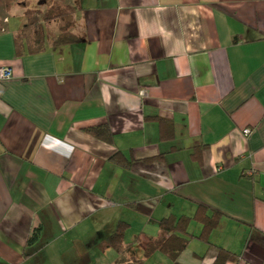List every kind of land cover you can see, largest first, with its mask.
Wrapping results in <instances>:
<instances>
[{"label": "crops", "instance_id": "crops-1", "mask_svg": "<svg viewBox=\"0 0 264 264\" xmlns=\"http://www.w3.org/2000/svg\"><path fill=\"white\" fill-rule=\"evenodd\" d=\"M58 1L70 44L18 55L26 11L0 20V264H171L145 245L172 213L198 236L200 205L222 216L182 264H264V0Z\"/></svg>", "mask_w": 264, "mask_h": 264}, {"label": "trees", "instance_id": "trees-1", "mask_svg": "<svg viewBox=\"0 0 264 264\" xmlns=\"http://www.w3.org/2000/svg\"><path fill=\"white\" fill-rule=\"evenodd\" d=\"M77 10V6L62 5L53 3L47 11L42 12L39 9L26 10V23L19 29L15 35L16 51L18 55L34 54L41 52L44 49L45 35L43 22H49L55 19L60 21L61 32L54 40L55 45L70 44L76 41L77 37L69 31L70 21L69 15ZM166 121L162 120V128ZM164 129V128H163ZM85 131L94 138L113 143V132L108 123H103L97 126H91ZM165 136V134H164ZM157 157H150L147 160L152 161ZM112 160L124 167H129L132 160L128 159L123 153L116 152L112 156ZM221 213L217 211L209 212L202 205L198 206L193 218L202 223V231L198 236L189 232V225L192 217L186 215L169 214L159 221V227L165 233L161 240H150L145 245V255L149 256L156 250L164 252L171 264H182L179 261L180 253L187 248L191 237H198L206 242H209L210 232L218 225ZM129 224L121 221L116 227V230L108 236L107 244L118 252L124 250V237ZM236 254L225 248H219L218 256L215 264H226L230 260H237Z\"/></svg>", "mask_w": 264, "mask_h": 264}, {"label": "rangeland", "instance_id": "rangeland-1", "mask_svg": "<svg viewBox=\"0 0 264 264\" xmlns=\"http://www.w3.org/2000/svg\"><path fill=\"white\" fill-rule=\"evenodd\" d=\"M53 3L62 4L58 0H0V20H2L8 14V17L10 19L8 27L12 28L16 24H20V22L24 19V10L26 11L27 9H39L42 12H45ZM53 22L54 20L43 22L45 36L46 34L52 35V33L55 32L57 28H60L59 19H55V23Z\"/></svg>", "mask_w": 264, "mask_h": 264}, {"label": "built area", "instance_id": "built-area-1", "mask_svg": "<svg viewBox=\"0 0 264 264\" xmlns=\"http://www.w3.org/2000/svg\"><path fill=\"white\" fill-rule=\"evenodd\" d=\"M13 76L12 69L9 66L0 65V80H6ZM251 133L250 128L244 129V134L248 135Z\"/></svg>", "mask_w": 264, "mask_h": 264}]
</instances>
